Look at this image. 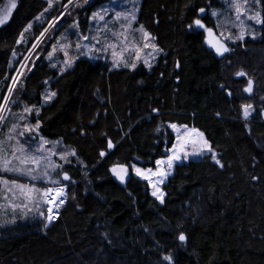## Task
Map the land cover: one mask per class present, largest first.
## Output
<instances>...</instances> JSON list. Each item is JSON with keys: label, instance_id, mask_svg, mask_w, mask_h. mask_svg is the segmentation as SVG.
<instances>
[{"label": "trees", "instance_id": "obj_1", "mask_svg": "<svg viewBox=\"0 0 264 264\" xmlns=\"http://www.w3.org/2000/svg\"><path fill=\"white\" fill-rule=\"evenodd\" d=\"M207 4L205 21L213 25L211 11L223 9V0H140L137 22L163 49L150 69H113L104 59L82 57L60 73L39 59L21 76L12 112L40 108L39 134L75 149L77 158L64 167L72 182H65L67 200L57 219L45 227L33 215L0 226V264H161L164 254L174 264H264V28L256 40L228 43L233 50L218 60L202 33L186 27ZM59 8L47 15L46 0H18L0 27V100ZM90 8L78 11L81 30ZM30 23L28 43L17 44ZM240 70L247 76L237 78ZM248 77L255 81L251 95L243 92ZM46 89L57 96L43 105ZM249 103L255 111L245 120L241 105ZM13 122L9 117L4 131ZM170 123L203 132L223 168L210 155L176 164L159 204L145 181L129 172L121 183L110 168L153 167L174 141ZM180 231L184 244L176 240Z\"/></svg>", "mask_w": 264, "mask_h": 264}, {"label": "snow or ice", "instance_id": "obj_2", "mask_svg": "<svg viewBox=\"0 0 264 264\" xmlns=\"http://www.w3.org/2000/svg\"><path fill=\"white\" fill-rule=\"evenodd\" d=\"M60 0H48L49 9L53 8L55 3ZM132 8L127 11H115L111 19L108 16V8H101L91 15V21L95 24V30L90 27L87 34L79 32V21L73 20L69 26L68 32L77 36V40L73 42L68 40L67 34H62L52 44L51 50L48 51L46 59L52 61L57 53H62L64 59L62 65L52 64L53 68L59 67V72L64 73L73 67L74 63L81 55L89 58H99L97 54L111 55L112 68L124 67L135 70L138 63H143L149 69L152 67L151 61L163 52L158 47L156 38L147 32L143 25L134 28L133 25L137 21L136 0H131ZM227 10L231 15L225 16L223 11L213 9L211 16L217 18L215 28L208 27L203 21L206 14L205 8H199L196 11V17L186 26L192 32L202 30L205 33L204 43L218 57H224L226 53H230L233 49L228 46L232 44L246 42V38L256 40L258 33L255 26L264 28V8L260 7L261 0H224ZM84 4H88L89 0H83ZM62 11L58 17L48 22V27L35 37L31 48L27 49L28 55L20 61V68L16 69V76L11 78V84L7 85V93L0 100V125L6 123L9 117H12L13 123L7 128L6 134L0 138V172L12 174L20 178H27L29 183H19L16 179L8 180L0 176V210L5 215L10 214L11 219L4 223L15 224L16 218L27 219L30 214L39 215L44 218L45 227L52 221L57 219L60 207L66 202V184L71 183V177L68 172L64 171L65 165H71L73 159L77 158L75 149L62 147V142L49 141L39 135L41 121L39 119L40 108L35 105H23L22 111L12 112V106L18 104L13 98L14 91L19 84V77L23 76V69L31 72L27 62H31L33 66L35 61L31 60L32 54L45 42L46 34L56 26V22L65 14L71 16L73 8H82L83 5L78 0H67L66 4L61 3ZM209 7H211L209 5ZM17 8V0H8L7 4L0 8V27L6 25L13 14V10ZM255 9V10H254ZM48 9H45L47 12ZM43 15V13L41 14ZM40 17H36L39 20ZM118 28L114 30V27ZM32 24L30 23L20 33L16 40L17 44L28 43L26 34L30 32ZM224 28L235 29L227 34L222 30ZM75 48L76 55H70V50ZM17 55L13 50L12 56ZM40 57L37 56V60ZM179 67V64H177ZM111 71V69H109ZM237 77H246L247 73L243 70L235 73ZM45 84L48 81H44ZM255 81L252 77L247 78L246 87L243 92L249 95L254 92ZM225 89V85H220ZM227 95L231 96L232 92L227 91ZM57 96L55 91L46 89L43 94V105L49 104ZM264 102V97L261 98ZM242 117L247 120L255 111L252 104L241 105ZM158 113V109L152 110ZM36 114L35 124L30 122L29 117ZM219 116V113H217ZM93 126L95 121L92 122ZM175 132V142L166 150L164 157L155 161V170L153 168H141L135 164L131 166L126 164L115 163L111 166L110 172L121 183L129 178V167L136 177L146 181L152 188L151 195L164 203L165 193L161 190L165 179L171 175L174 165L181 160H188L191 157H203L210 155L215 164L223 168V164L218 159V154L213 150L209 141L205 138L203 132L196 128H189L187 125H179L170 123L168 125ZM160 131V128H157ZM81 135H86L83 131ZM102 136L106 134L102 133ZM114 148L113 141L107 139V149ZM191 148L192 151H188ZM108 153L101 151L99 155L105 157ZM60 161V162H57ZM257 179V177H253ZM44 183L48 186L40 188L37 183ZM46 208V215L44 209ZM107 236V233H105ZM187 236L180 231L176 240L180 244L187 241ZM161 264H174L171 254L161 256Z\"/></svg>", "mask_w": 264, "mask_h": 264}, {"label": "rangeland", "instance_id": "obj_3", "mask_svg": "<svg viewBox=\"0 0 264 264\" xmlns=\"http://www.w3.org/2000/svg\"><path fill=\"white\" fill-rule=\"evenodd\" d=\"M62 1L63 0H60V2L59 3H55L54 4V6H53V8H51V9H49V6H48V0H46V2H47V9H48V11L45 13V14H49L50 12H52V10L54 9V7L57 5V6H60V4L62 3ZM7 2H8V0H4V2L0 5V8H2V7H4L6 4H7ZM17 2H18V0H17ZM78 2L80 3V4H82L83 5V7L82 8H73L72 9V14H71V16H68L67 14H65V16H63V17H61L57 22H56V26L55 27H53L52 29H50V31L46 34V36H47V38L45 39V42L43 43V44H41L40 45V47L36 50V52L34 53V54H32V56H31V60L32 61H35V63H36V61H38L39 59H46V57H47V53H48V51H50L51 50V46H52V44L53 43H55L56 42V40L54 39V38H58V37H60L62 34H67V37H68V40H70V41H72L73 42V45H74V42L77 40V36L76 35H73L71 32H68L67 30L69 29V26L73 23V20H78L79 21V14H78V11H82V10H84V8L86 7V6H91V12L89 13V15L87 16V18H86V22H85V26H84V28H82V30H81V27H80V25H79V32H81V33H84V34H87L88 33V30H89V28L91 27L92 29H93V31L95 30V24L91 21V15H92V13L93 12H95V11H97V10H99V9H101V8H108V16L106 17V19H111V17L114 15V12L115 11H127V10H130L131 8H132V2H131V0H89V3L88 4H84L83 3V0H78ZM139 2H140V0H136V7H137V9H138V6H139ZM66 4V3H65ZM223 4H224V8L223 9H221L220 11H223L224 12V14H225V16H229V15H231V13H229L228 12V10H227V5L225 4V2H224V0H223ZM255 10V9H254ZM62 11V9L61 8H59V11L57 12V14H55V16H53V17H51L50 19H49V21H52L53 20V18H55V17H58L59 16V13ZM82 15H83V17L84 16H86V14H84V13H82ZM137 16H138V11H137ZM45 17V16H44ZM213 18V27L215 28V25H216V23H217V18L216 17H212ZM48 21V22H49ZM48 22L46 23V25H45V27L44 28H47L48 27ZM139 26H140V24H138V22L136 21L135 23H134V25H133V27L134 28H139ZM258 27L259 26H255V30H257L258 29ZM44 28L42 29V31L44 30ZM118 28V25L117 26H115L114 27V30H116ZM63 29V31L60 33V31ZM226 34H227V32H229V31H232L233 32V34H235V29H232V28H224V29H222ZM84 31V32H83ZM148 32V31H147ZM40 34V33H39ZM229 43H231V42H229ZM77 53H76V51H75V48H74V46H73V48L70 50V55H76ZM26 55H28V52L24 55V57L26 56ZM98 55V57L99 58H101V59H104V60H106V61H108V62H110V64H111V67H112V60H111V55H110V53L109 54H97ZM37 56H39L40 58L37 60ZM24 57H23V59L21 60V61H23L24 60ZM82 57H84V58H89L88 56H83V55H81L80 56V58H82ZM158 57V56H157ZM157 57L155 58V60L154 61H151V63H152V65L155 63V61H156V59H157ZM63 59H64V57H63V55H62V53H57L56 54V56L54 57V59L52 60V61H50V63H51V65L52 64H57V65H62V61H63ZM89 59H92V60H95L96 58H89ZM46 60H48V59H46ZM49 61V60H48ZM25 63H27V66H28V68H32L33 67V64L31 63V62H27V61H25ZM140 65H143V63H138V65H137V67L138 66H140ZM20 63H19V65H18V67L17 68H20ZM144 67H146L145 65H143ZM120 68H124V67H120ZM146 68H148V67H146ZM54 69H57L58 71H59V67H56V68H54ZM23 71V75L24 74H27L29 71H27V69H23L22 70ZM17 75V73L15 72V74H14V76H16ZM237 77V76H236ZM238 78V77H237ZM21 77H19V84L17 85V87H16V89H15V91H14V94H13V98L16 96V94H17V92L20 90V86H21ZM12 82V81H11ZM11 84V83H10ZM246 84H247V82H246ZM246 84L244 85V87H246ZM244 87H243V89H244ZM247 94V93H246ZM247 95H249V94H247ZM31 117H29V119H30ZM32 123V122H31ZM169 125V124H168ZM4 126H5V124H3V125H0V138H2L5 134H6V132L7 131H4ZM9 127V126H8ZM189 128H193V127H190V126H188ZM171 131H172V133H173V135H174V141H173V143L175 142V132H173V130L170 128V127H168ZM40 135V134H39ZM41 136V135H40ZM171 147V146H170ZM169 147V148H170ZM188 151H192V149L191 148H189L188 149ZM164 157V156H163ZM162 158V157H161ZM201 157H191L190 159H188V160H198V159H200ZM158 159H160V158H158ZM188 160H181V161H178L176 164H179V163H182V162H184V161H188ZM57 162H60V161H57ZM175 164V165H176ZM132 165V164H131ZM174 165V166H175ZM137 166V165H136ZM137 167H141V166H137ZM141 168H153V170H155V164H154V166L153 167H141ZM174 168V167H173ZM65 171V170H64ZM129 172H131V174L133 175V176H135V174H134V172H132V170H131V167H130V171ZM172 172H173V169H172ZM172 174V173H171ZM0 176H3L5 179H8V180H13V179H16L19 183H29L30 181L27 179V178H20V177H17V176H14V175H12V174H5V173H2V172H0ZM170 176V175H169ZM168 176V177H169ZM136 177V176H135ZM167 177V178H168ZM136 178H138V179H140V180H142L141 178H139V177H136ZM167 178L165 179V181H164V183L166 182V180H167ZM144 181V180H143ZM146 182V181H145ZM147 183V182H146ZM163 183V184H164ZM147 185H148V190H149V193H150V195H151V192H152V188H151V186L147 183ZM46 186H48V185H46V184H44V183H37V187H40V188H43V187H46ZM161 190L164 192V190H163V185H161ZM66 192H67V189H66ZM67 194V193H66ZM152 196V195H151ZM153 197V196H152ZM154 198V197H153ZM156 199V198H155ZM67 200V199H66ZM157 200V199H156ZM157 202L159 203V204H162V203H160V201L159 200H157ZM0 203H4V201L3 200H0ZM44 211H45V215L47 214L46 213V208L44 209ZM29 216H33V214H30ZM36 216H38V215H34V218L36 217ZM12 217H11V215L10 214H8V215H5L4 213H3V211L2 210H0V226H5V221L6 220H10ZM44 219V218H43ZM16 220H24L23 218H20L19 216H17V218H16ZM44 221H45V219H44ZM45 223H46V221H45Z\"/></svg>", "mask_w": 264, "mask_h": 264}, {"label": "water", "instance_id": "obj_4", "mask_svg": "<svg viewBox=\"0 0 264 264\" xmlns=\"http://www.w3.org/2000/svg\"><path fill=\"white\" fill-rule=\"evenodd\" d=\"M209 5H210V4H207L205 7H201V8H205V9H206V14H207V12H208V8H210ZM206 14L203 16V21H204V23H205L206 26H208V27H213L212 25L207 24V22L205 21V16H206ZM195 18H197V17H195ZM213 28H214V27H213ZM187 30H188V29H187ZM188 31H189V30H188ZM196 31L202 33V35H203V44L206 46V48H207L208 51H210V52L213 53V55H214V57H215L216 59L221 60V59H223V58L228 54V53H226L224 57H218V56H216V55L214 54V50L210 49V48L204 43V36H205V33H204L202 30H196ZM228 46H229V44H228ZM229 47H230V46H229Z\"/></svg>", "mask_w": 264, "mask_h": 264}]
</instances>
